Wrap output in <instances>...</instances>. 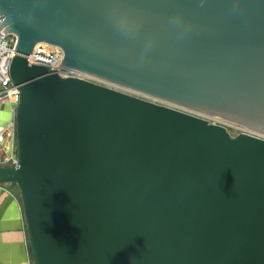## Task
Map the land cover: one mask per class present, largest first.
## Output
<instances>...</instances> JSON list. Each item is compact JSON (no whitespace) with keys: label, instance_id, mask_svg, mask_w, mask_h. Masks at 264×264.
Returning a JSON list of instances; mask_svg holds the SVG:
<instances>
[{"label":"water","instance_id":"1","mask_svg":"<svg viewBox=\"0 0 264 264\" xmlns=\"http://www.w3.org/2000/svg\"><path fill=\"white\" fill-rule=\"evenodd\" d=\"M32 264H264V0H0ZM63 62L119 89L62 76Z\"/></svg>","mask_w":264,"mask_h":264},{"label":"built area","instance_id":"2","mask_svg":"<svg viewBox=\"0 0 264 264\" xmlns=\"http://www.w3.org/2000/svg\"><path fill=\"white\" fill-rule=\"evenodd\" d=\"M1 17V15H0ZM5 27H0V110L8 109L10 118L0 122V165H18L17 158V137H16V108L20 100V88L10 75L11 62L16 54V44L18 42V35L13 31H3ZM27 59L30 64H41L49 68L50 71L58 72L62 76H75L85 78L91 81H96L106 85L114 86L119 89H126L122 86L114 85L113 83L94 76L93 74L75 69L63 64V62L48 58L46 56L37 54L32 50L27 54ZM127 90V89H126ZM206 115V114H205ZM211 121L222 123L226 125L229 131L234 134L240 132H250L257 135H262L245 124L237 121H225L224 117L208 114L206 115ZM233 134V133H232Z\"/></svg>","mask_w":264,"mask_h":264},{"label":"crops","instance_id":"3","mask_svg":"<svg viewBox=\"0 0 264 264\" xmlns=\"http://www.w3.org/2000/svg\"><path fill=\"white\" fill-rule=\"evenodd\" d=\"M9 118L7 112L0 115ZM25 227L19 189L0 183V264H32Z\"/></svg>","mask_w":264,"mask_h":264},{"label":"rangeland","instance_id":"4","mask_svg":"<svg viewBox=\"0 0 264 264\" xmlns=\"http://www.w3.org/2000/svg\"><path fill=\"white\" fill-rule=\"evenodd\" d=\"M3 112H7V113H9L10 114V112H9V110L8 109H3V110H0V115H1V113H3ZM205 113H207V114H213V113H209V112H205ZM214 115H217V114H214ZM4 116V115H3ZM218 116H220V115H218ZM222 117V116H221ZM222 119H224L225 121L227 120V119H225V118H222ZM7 120V119H6ZM229 120H232V119H229ZM3 121H5V120H2V119H0V122H3ZM234 121V120H233ZM233 134H234V132H232Z\"/></svg>","mask_w":264,"mask_h":264},{"label":"bare ground","instance_id":"5","mask_svg":"<svg viewBox=\"0 0 264 264\" xmlns=\"http://www.w3.org/2000/svg\"><path fill=\"white\" fill-rule=\"evenodd\" d=\"M204 114L208 115L207 113H204ZM226 121H228V120H226Z\"/></svg>","mask_w":264,"mask_h":264}]
</instances>
